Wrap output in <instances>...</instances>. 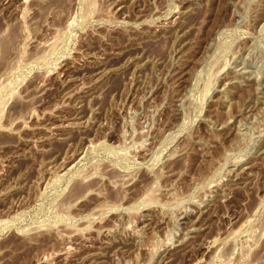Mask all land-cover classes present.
Returning <instances> with one entry per match:
<instances>
[{"label": "rangeland", "instance_id": "1", "mask_svg": "<svg viewBox=\"0 0 264 264\" xmlns=\"http://www.w3.org/2000/svg\"><path fill=\"white\" fill-rule=\"evenodd\" d=\"M0 264H264V0H0Z\"/></svg>", "mask_w": 264, "mask_h": 264}]
</instances>
